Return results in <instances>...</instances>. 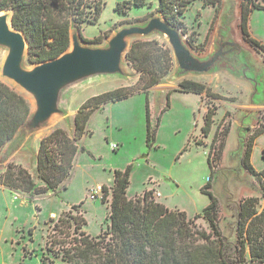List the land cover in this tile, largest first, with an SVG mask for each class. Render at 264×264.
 Here are the masks:
<instances>
[{
	"label": "rangeland",
	"instance_id": "1",
	"mask_svg": "<svg viewBox=\"0 0 264 264\" xmlns=\"http://www.w3.org/2000/svg\"><path fill=\"white\" fill-rule=\"evenodd\" d=\"M101 1L103 7L97 23H83L81 26V32L87 39L104 33L99 44H104L105 37L116 27L143 22L152 13L159 12V0H145L146 3L134 5L126 13L115 10L117 3L124 0ZM203 1L190 0L180 16L183 25L179 30L183 32L186 41L188 36L194 37L195 52L206 54L211 48L217 27L230 18L235 40L249 52L256 69L264 67V54L252 49L242 39L239 27L240 0H215L213 4H203ZM249 30L253 37L264 43V9H254L251 12ZM152 37L166 43L158 34L149 36ZM4 53L0 49V64ZM124 70L129 77L92 81L67 97L63 102L66 115L53 116L33 136L29 147L23 145L10 152L8 144L5 145L0 150V173L5 170L8 162H15L27 168L35 180L39 181L35 168L40 139L56 127H62L72 136L74 113L85 99L135 83L138 72L126 64ZM169 73L157 84L147 88V93L138 91L128 98L108 102L103 107L104 103H101L95 108L88 121L89 129L84 133L87 135L80 141L84 150L78 151L72 172L64 182L65 188L60 187L56 191L28 198L18 191L11 193L0 184V264H42L41 257L44 254L55 264H63L60 254L55 256L46 250L45 242L53 225L51 219L56 220L61 212L68 209L84 216L85 224L82 229L87 234L96 236L106 230L108 202L101 199V186L112 184L114 169L131 167L127 196L151 190L157 201L170 209L185 211L187 218H193L210 202L209 196L200 189L207 183L210 174L207 153L222 117L217 141L222 136L223 124L229 125V131L223 135V148L213 167L216 175H213L212 185L208 189L217 196L219 227L229 241V250L233 248L237 234L235 222L239 200L249 196L259 197L261 209L264 194V185L239 166L236 154L237 126L243 114L251 111L246 127L248 138L264 124V103L250 106L251 86L241 79L231 77L225 71H217L202 76H185L205 83L217 97L202 96L200 102L198 94L172 90L167 107L166 91L177 86V81L165 84ZM147 96L150 124L153 129L156 127L151 146L146 144ZM28 101L32 105L30 99ZM212 105L215 107L214 122L210 134L204 137L200 131L202 118L207 107ZM214 146H217V142ZM211 155L213 157L214 152ZM250 160L257 171L264 170V132L254 137ZM109 199L110 195L108 201ZM72 204H76V208L72 209ZM193 222L198 229L210 230L208 221L203 217L195 218Z\"/></svg>",
	"mask_w": 264,
	"mask_h": 264
},
{
	"label": "trees",
	"instance_id": "2",
	"mask_svg": "<svg viewBox=\"0 0 264 264\" xmlns=\"http://www.w3.org/2000/svg\"><path fill=\"white\" fill-rule=\"evenodd\" d=\"M240 0L239 27L243 38L256 50L264 54V43L251 35L249 18L254 9H264V0ZM190 0H159L157 10L171 24L180 29V18ZM145 0H124L118 2L115 10L126 13ZM215 0H204L203 4H213ZM103 2L101 0H0V9L12 10V24L21 29L28 40L27 61L35 63L59 55L70 43L71 24L80 29L82 38L88 42H101L104 33L87 39L81 32L83 23L98 21ZM194 37L187 41L193 47ZM127 64L138 72V78L130 86H121L85 99L73 117V135L62 127H56L43 136L36 155V177L19 163L8 162L0 173V184L12 193L18 191L28 198L35 195L65 188L64 182L70 176L74 160L79 150L87 123L95 108L101 103L128 98L138 91L147 93V88L157 84L174 67V60L167 43L158 38L134 39L126 51ZM172 90L192 92L206 97H217L205 83L183 78L175 88L166 91V106ZM31 111L29 101L13 86L0 79V149L16 134L20 125ZM215 107L208 106L200 131L207 137L214 122ZM209 145L207 163L210 174L207 183L200 189L210 202L193 218H187L185 211L170 209L157 201L151 190L127 196L131 167L114 169L112 184L101 186V199L108 202V224L106 230L96 236L87 234L82 226L84 216L71 209L61 212L53 221L45 242L46 250L53 255L60 254L63 264H264V194L263 206L260 198L244 197L239 202L236 222V242L232 250L226 236L219 227L218 199L208 189L212 184L213 167L223 148V135L229 131L224 125L221 138L219 127ZM150 124L149 99L146 97V144L151 146L154 133ZM264 132L261 124L247 138L242 155V165L264 185V170L257 171L251 163L253 139ZM215 142L217 146L215 147ZM197 144H200L197 141ZM211 152H214L212 157ZM110 199L108 201V196ZM72 204L71 208H76ZM203 217L210 230L198 229L194 219ZM42 264H55L47 255L41 257Z\"/></svg>",
	"mask_w": 264,
	"mask_h": 264
},
{
	"label": "water",
	"instance_id": "3",
	"mask_svg": "<svg viewBox=\"0 0 264 264\" xmlns=\"http://www.w3.org/2000/svg\"><path fill=\"white\" fill-rule=\"evenodd\" d=\"M11 17V9H0V49L5 51L0 64V79L19 89L26 99H30L32 105L30 104L31 111L27 119L20 125L14 137L4 144H8L10 152L23 145L29 147L33 136L53 116H65L63 102L77 89L100 79L129 77L124 70V65H128L126 51L134 39L149 38L152 34L164 38L174 60V67L165 84L178 82L187 78V75L202 76L225 71L231 77L241 79L251 86L250 106L264 103V67L256 69L250 60L249 52L235 40L230 18L217 27L211 48L204 55L196 53L184 39L183 32L171 25L159 11L146 17L143 22L126 23L116 27L105 37L104 44L99 42L90 45L94 42L85 41L80 29L71 24L67 49L55 57L29 63L28 40L21 29L13 26ZM244 41L249 44L245 39ZM250 47L254 49L251 45ZM251 115V111L244 113L237 126L236 154L242 169H245L241 159L247 140L246 127ZM66 121L69 124L67 119ZM213 194L215 195L214 192ZM227 242L229 245L228 240ZM235 242L236 239L232 247Z\"/></svg>",
	"mask_w": 264,
	"mask_h": 264
},
{
	"label": "crops",
	"instance_id": "4",
	"mask_svg": "<svg viewBox=\"0 0 264 264\" xmlns=\"http://www.w3.org/2000/svg\"><path fill=\"white\" fill-rule=\"evenodd\" d=\"M185 93H192V92H185ZM118 101H119V100H118ZM114 102H116V101H114ZM200 102H201V97H200ZM106 103H108V102H106ZM106 103H104L101 107L105 106ZM101 107H100V108H101ZM94 112H95V111H94ZM94 112H93V113H94ZM93 113L91 114V116L93 115ZM91 116H90V117H91ZM88 121H89V120H88ZM87 128H88V123H87ZM88 129H89V128H88ZM90 133H91V132H90ZM86 135H87V134H84V136H83L82 138H84ZM1 189H3V188H1ZM9 191H10V190H9ZM10 192H11V191H10ZM11 193H12V192H11Z\"/></svg>",
	"mask_w": 264,
	"mask_h": 264
}]
</instances>
